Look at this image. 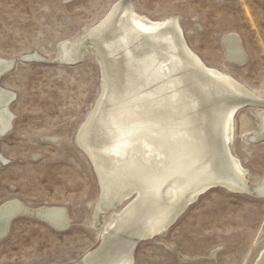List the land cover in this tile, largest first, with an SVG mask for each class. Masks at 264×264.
Returning <instances> with one entry per match:
<instances>
[{
    "label": "rangeland",
    "instance_id": "rangeland-1",
    "mask_svg": "<svg viewBox=\"0 0 264 264\" xmlns=\"http://www.w3.org/2000/svg\"><path fill=\"white\" fill-rule=\"evenodd\" d=\"M117 1L0 0V57L14 60L0 76L13 93L11 128L0 130V210L18 200L29 210L61 206L70 215L63 230L32 211L16 213L0 235V264H72L102 242L111 214L99 211L96 218L101 184L77 135L101 95L103 70L91 49L77 61L62 59L60 44L84 37ZM130 1L147 18L177 17L208 66L264 101V0ZM229 34L240 39L243 63L226 56ZM263 110L264 102L237 109L229 143L253 187L264 178V136L254 138ZM165 231L136 244L133 264H258L264 197L212 187Z\"/></svg>",
    "mask_w": 264,
    "mask_h": 264
},
{
    "label": "bare ground",
    "instance_id": "bare-ground-1",
    "mask_svg": "<svg viewBox=\"0 0 264 264\" xmlns=\"http://www.w3.org/2000/svg\"><path fill=\"white\" fill-rule=\"evenodd\" d=\"M224 45L228 59L243 63L237 35L226 36ZM60 48V57L69 61L91 49L103 70L101 95L77 144L99 176L96 218L99 211L111 217L101 244L72 264L135 263L140 240L166 232L212 187L226 185L264 197V178L249 185L229 149L237 109L264 101L230 73L208 66L189 46L177 17L153 20L139 14L130 0H118L84 37L62 41ZM13 64L0 57V76ZM10 91L0 85L2 132L11 128ZM261 118L255 139L264 136V110ZM27 206L18 200L6 203L0 210V235ZM29 211L59 229L70 223L61 206ZM258 264H264V253Z\"/></svg>",
    "mask_w": 264,
    "mask_h": 264
},
{
    "label": "water",
    "instance_id": "water-1",
    "mask_svg": "<svg viewBox=\"0 0 264 264\" xmlns=\"http://www.w3.org/2000/svg\"><path fill=\"white\" fill-rule=\"evenodd\" d=\"M72 61V60H71Z\"/></svg>",
    "mask_w": 264,
    "mask_h": 264
}]
</instances>
